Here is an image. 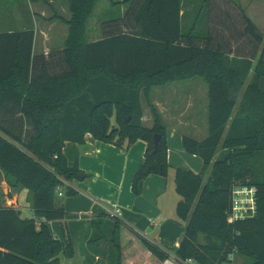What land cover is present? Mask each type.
<instances>
[{"label":"trees","instance_id":"obj_1","mask_svg":"<svg viewBox=\"0 0 264 264\" xmlns=\"http://www.w3.org/2000/svg\"><path fill=\"white\" fill-rule=\"evenodd\" d=\"M65 1L71 13L64 21L68 35L62 51L48 58L32 54V29L0 32V170L13 189L27 190L34 216L22 218L17 209L0 204V264H59L61 254L73 256L65 226L62 241L47 226L66 215L55 204L57 188L75 196L76 191L63 183L77 180L81 173L76 163L67 165L65 143L83 144L90 135L127 150L143 141L144 161L132 178L134 195L148 176L167 177L166 131L148 95L154 87L192 78L207 85L208 135L201 141L182 139L185 152L202 160V171L174 170L179 196L175 213L185 222L176 262L234 264L236 255L244 264H264V47L253 66L254 58L236 55L228 45L229 31L235 29L232 13L237 12L239 35L249 40L254 55L264 40L255 24L234 0H223L229 8L228 25L223 23L228 33L223 36L197 32L211 0H126L123 16L104 20L103 37L88 42L86 25L98 0ZM185 3L194 5L197 14L183 32L182 19L189 15L181 14ZM142 96L153 118L151 128L141 122ZM154 136L159 141L151 154ZM219 148L230 152L213 161ZM235 187L255 188L256 211L251 218L230 223ZM113 219L103 220L99 231H93L98 222L92 221L87 232L92 231L91 242L107 245L102 255L108 264H121V253L129 245L122 247L123 230L157 264L170 257ZM135 260L139 264L145 258L138 254Z\"/></svg>","mask_w":264,"mask_h":264},{"label":"crops","instance_id":"obj_2","mask_svg":"<svg viewBox=\"0 0 264 264\" xmlns=\"http://www.w3.org/2000/svg\"><path fill=\"white\" fill-rule=\"evenodd\" d=\"M234 1L250 20L251 16L248 11L252 12L253 15L260 11V8L255 7L256 0ZM99 2L116 4L114 7L121 14H124L129 6V2H126V0H98L96 6ZM54 3L50 0L47 1V4L52 6L53 9ZM65 3L67 4L66 1ZM196 10L194 5L189 4L186 6L185 3L181 14L187 11L189 15L187 18L183 17L182 24L185 22L184 19H188L186 25H191L189 22L197 14ZM203 13L202 29L217 32L221 36L228 33L226 29H223V23L226 26L228 25L227 13H229V8L226 1L223 5V0H211L210 8H204ZM206 13H208V16H206ZM41 17L46 16L41 14ZM70 17L71 13L67 17L58 15L62 22L63 20H69ZM51 20L45 24V28H40L39 25L33 29L32 54L34 56L41 55L48 58L63 49L62 44L65 38L64 35L67 34V28L64 23L57 24V21H54L55 19ZM59 39L62 40V44L59 43ZM181 82L186 81L154 87L149 92L150 105L156 110L166 131L167 160L170 171L165 178L150 175L141 181L138 185V195L133 194L131 185L133 175L144 161L146 144L143 141H136L127 150L96 141L90 135L85 136L83 144L69 142L64 144L62 154L67 165L70 167L76 163L85 177L82 180L77 179L69 182L76 188L75 196L65 195V188H62L64 195L62 197L57 196V199H55L56 206L63 208L66 213L64 220L62 222L51 221L47 223L51 234L60 241L64 237L62 225L65 226L66 233L72 243L73 256L66 258L61 254L58 257L59 264H108L106 256L102 255L103 250L107 251V245L104 241L91 242L92 231L89 234L87 232L92 221L103 217H105V220H109L110 215L116 212L119 216L116 215L115 218L117 219H113V221L127 225L141 237L158 246L163 252L174 256L184 234V230L179 224L171 219V214L175 212L176 203L178 202L175 201L173 194L169 192L174 180V170L183 169L198 174L203 169V162L199 157L185 152L182 139L188 137L185 131L198 134L207 129L206 132H208L207 90L206 93L203 90L200 93L199 89L201 88L198 89V85H194L188 97L192 103H186L183 106L185 96L182 93L184 92H180V88L170 86ZM169 86L172 88L168 90L162 88ZM141 106L142 125L151 128L153 118L143 96L141 97ZM207 135L208 133L203 135L201 139L194 140L201 141ZM219 149L220 151L216 153L213 161L224 159L230 152L229 149ZM2 178H4L3 174ZM27 194L28 192L25 189L17 191L12 195V199L5 198L7 200L6 205L17 209L22 218H33V211L27 202ZM122 241L125 242L122 243V247L128 243L129 245L127 250H123L121 253V264H137L135 259L138 258V254L145 258V261L139 264H157L148 252L140 250V245L136 239L126 230H123Z\"/></svg>","mask_w":264,"mask_h":264},{"label":"rangeland","instance_id":"obj_3","mask_svg":"<svg viewBox=\"0 0 264 264\" xmlns=\"http://www.w3.org/2000/svg\"><path fill=\"white\" fill-rule=\"evenodd\" d=\"M47 1L49 0H44L40 1L37 3H31L29 0H18V1H0V32H8V31H23L27 29H35L40 25V28H45V24L50 22V20L57 21V24H63L67 28V34L64 35V41L62 44V40L59 41L60 44L63 46L65 45V41L68 35V26L65 24V20L63 22L58 18L59 16L67 17L69 16V11L67 4L65 3L64 0H50L55 2L53 4L54 9L52 6L47 4ZM255 1V0H254ZM257 4L255 7L260 8V11L257 12L256 14L253 15L252 12H249V15L251 16L252 22L255 24V26L259 29L261 32L263 38H264V1L262 0H256ZM110 6V7H109ZM250 9V8H249ZM41 14H44L46 17H41ZM234 14V25L235 29L232 31H229V48L233 51L234 54L236 55H241V56H246L249 58H254L253 66L256 65V62L259 57V52L263 50L264 47V40L260 46L257 48V52L255 50V56L252 54L251 50V45L248 43L249 40L245 37H240L239 33L241 34L242 28L240 27L239 23H241V20L237 12H233ZM51 16L50 18H48ZM123 14L119 12V10L115 9L114 6L111 5L109 2H99L97 6L94 8V12L89 18L87 22V33H86V41L92 42L94 40L100 39L103 37L100 31V25L104 20H110V17H122ZM203 18V16H202ZM191 18V21L189 22L191 25H186L185 23L182 24V31L186 32L187 30L190 29L192 24L194 23L195 20ZM51 20V21H52ZM200 21V18H199ZM203 21V20H201ZM37 24V25H36ZM203 23L200 22L198 24L197 32L205 31V29H202ZM39 29V28H38ZM243 48V49H240ZM253 74V70L250 71L246 81L245 85L248 84L251 80ZM194 85H198L199 92L202 93L207 90V85L205 82L199 78H195L186 82H181V83H174L170 86L180 88V92L182 93L185 97L183 99V106L186 105V103H192L191 100H189V93L192 92L191 88H193ZM162 87L165 88L163 90H168L172 87ZM203 88V89H202ZM186 107V106H185ZM201 131V133L194 134V132H189L185 131V134L188 135V137L193 138V139H201L203 135H206L208 132ZM220 151V149H218ZM217 151V152H218ZM2 172L0 170V204L4 203L6 204L7 200L5 198H11L12 195L15 194L18 189H13L11 186H9L5 178H2ZM209 175V171H206L204 176H203V184L207 181ZM173 188V189H172ZM171 194H173L174 198L176 199L175 201L179 200V196L177 193H175V185H174V180L172 184ZM172 196V195H171ZM57 197V196H56ZM57 199V198H55ZM59 199V198H58ZM104 218V219H103ZM95 222H98V226H95L93 228L94 230H101L103 221L105 220V217H103ZM171 219L175 220L176 223L179 224V226L184 230L185 227V222L180 221L176 215L175 212L171 214ZM200 241L202 242V238L200 237ZM123 242V241H122ZM124 243V242H123ZM234 260V264H244V258L234 256L232 257ZM163 264V263H161Z\"/></svg>","mask_w":264,"mask_h":264},{"label":"built area","instance_id":"obj_4","mask_svg":"<svg viewBox=\"0 0 264 264\" xmlns=\"http://www.w3.org/2000/svg\"><path fill=\"white\" fill-rule=\"evenodd\" d=\"M64 186H69L73 190L76 188L69 182H64ZM64 195L62 188H57L56 196L62 197ZM256 211L255 205V188L253 187H235L232 190V206L231 212L228 217V222H234L237 220H243L245 218H251ZM119 216L118 212L110 215V217ZM163 264H177L175 256H170L163 261ZM182 264H197L193 259H187Z\"/></svg>","mask_w":264,"mask_h":264},{"label":"water","instance_id":"obj_5","mask_svg":"<svg viewBox=\"0 0 264 264\" xmlns=\"http://www.w3.org/2000/svg\"><path fill=\"white\" fill-rule=\"evenodd\" d=\"M158 141H159V136H154V138H153V151H152L151 154H153V153L157 150V147H158ZM84 177H85V176H84L82 173H80V174L78 175V179H80V180L84 179Z\"/></svg>","mask_w":264,"mask_h":264}]
</instances>
